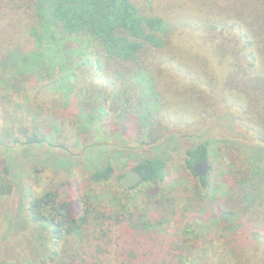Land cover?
I'll list each match as a JSON object with an SVG mask.
<instances>
[{"label":"trees","instance_id":"obj_1","mask_svg":"<svg viewBox=\"0 0 264 264\" xmlns=\"http://www.w3.org/2000/svg\"><path fill=\"white\" fill-rule=\"evenodd\" d=\"M179 15L220 19L230 23L232 30L227 33L223 27L213 25L203 34L192 28L167 32L168 22ZM77 40L81 42L79 46L74 45ZM82 43H86L87 50H97V57L90 61L95 67L92 77L106 92V102L117 103L124 98L128 82L143 80L154 90L156 75L158 82L160 79L174 82L178 68L187 64L194 66V72L185 82L222 83L209 92L216 97L218 91L220 99L234 111L235 120L250 136L245 140L227 138L226 144L238 150L234 165L238 168L239 184L235 190L240 204L218 207L214 213L218 229L209 233L227 236L237 231L233 226L252 212L264 196V0H0V66L3 68L12 65L34 73L48 67L49 77L58 76L66 69L70 72L81 59ZM185 56L192 57L194 62L184 60ZM206 66L212 67V76H207ZM67 72L60 81L73 77ZM189 86L186 89L192 94L193 88ZM200 87L208 88L205 83ZM37 88L33 89V96L39 105L43 106L46 98H54L50 91L37 94ZM129 126L127 123L126 127ZM12 142V148L25 150L13 157L7 142L8 148L0 153V196L5 200L27 191L23 185L27 163L35 161L43 169L55 170L60 160L70 162L54 155L34 160L27 149L46 142L38 133L17 137ZM142 145L140 151L136 150L139 154L119 150L98 154L92 164L90 182L97 186L116 185L124 192L135 191L141 185L168 182L170 162L181 150L185 149V168L194 175V166L209 160L208 143H182L165 133ZM131 169L141 174L143 182L126 189L120 178ZM240 176H243L241 180ZM199 178L208 187V176ZM70 184V181L61 182L59 187L50 188L39 197L29 195L25 211L18 209L22 222L18 227L10 223L6 214L0 227L1 242L10 243L13 235L26 234V226L33 223L39 227L45 248L38 249L34 259L13 260L11 264L186 263L176 259L179 254L186 255L184 250L174 244L156 243L155 228L161 221L149 216V204L134 205L133 212L125 207L118 212L97 209L87 196H65L62 187ZM165 202L156 204L165 209ZM192 232L194 229H187L184 234L187 239ZM65 241L73 244L64 248ZM27 247L24 242L16 245L21 251ZM237 248L229 249L233 254L231 264H264V232L259 234L257 247L254 243L246 248L240 244ZM65 251L68 258L62 260ZM236 251L247 261L242 262Z\"/></svg>","mask_w":264,"mask_h":264},{"label":"rangeland","instance_id":"obj_2","mask_svg":"<svg viewBox=\"0 0 264 264\" xmlns=\"http://www.w3.org/2000/svg\"><path fill=\"white\" fill-rule=\"evenodd\" d=\"M213 25L223 27L227 33L232 30L231 24L223 20L191 15H179L170 20L166 29L171 32L177 28H192L193 31L207 33ZM80 43L77 40L74 45L79 46ZM85 44H81L84 52L76 62L80 64L74 65L70 72H67L69 69L60 72L58 76L49 77L48 67L33 73L12 65L0 66V142L3 143H0V153L8 148L9 142V154L17 157L25 148H12V141L38 133L46 142L27 149L34 160L39 157L47 159L50 155L70 160L69 163L60 160L55 170L43 169L35 161L27 163L23 169V185L27 191L21 196L17 193L9 200L0 196V227L6 214L11 224L17 227L22 224L18 209L25 211L29 195L39 197L48 189L59 187L61 182L70 181L72 184L62 187L65 196H87L97 209L118 212L125 207L133 212L134 205L141 202L149 204V216L161 221L155 228L156 243L174 244L184 250L186 255L179 254L176 259L186 261L185 264H231L233 254L229 249L236 250L240 244L246 248L255 243L257 247L259 234L264 232V196L252 212L233 226L232 229L237 231L227 236L209 233L211 229H218L214 217L218 207L240 204L235 190L239 184L236 177L238 168L234 165L238 150L226 144L227 138L240 137L245 140L250 136L247 129L235 120L234 111L220 99L218 91L215 92L216 97L209 92V89L221 87L222 83L210 85L202 81L208 88H201L202 83L198 81L185 82L188 75L194 72V66L191 68L187 64L178 68L174 82L165 83L161 79L158 82L156 75L157 80L153 82L157 84L155 90L151 84L146 86L148 82L143 80L128 82L124 98L117 103L113 100L106 102V92L93 82L92 77L95 67L91 66L90 61L97 57V50H87ZM89 57L91 60H88ZM184 60L194 62L189 56H185ZM205 69L207 76L213 75L211 66ZM65 72L73 77L66 82L60 81L66 76ZM189 84L193 88L192 94L186 89ZM35 88L37 94L50 91L54 98H46L44 105H39L40 102L35 99L37 97L33 96ZM203 101L205 104H202ZM84 123L88 124L86 128ZM127 123L129 128L126 127ZM164 133L182 143L209 144L211 168L208 187L202 185L200 176L185 168V149L170 162L171 178L164 184L141 185L135 191L124 192L116 185L97 186L90 182L92 164L98 154L111 150L139 154L142 143L157 139ZM56 144L65 147H54ZM77 188H80L79 192ZM161 200L166 201V210L156 204ZM26 229L28 231L24 235H13L10 243H3L0 239V264H11L18 259L25 262L36 258L38 249H45L37 230L39 227L30 223ZM187 229H194L188 239L184 235ZM72 241H65L64 248L73 244ZM23 242L27 249H16V245ZM236 252L242 262L247 261L240 251ZM68 254L63 252L61 259L68 258Z\"/></svg>","mask_w":264,"mask_h":264},{"label":"water","instance_id":"obj_3","mask_svg":"<svg viewBox=\"0 0 264 264\" xmlns=\"http://www.w3.org/2000/svg\"><path fill=\"white\" fill-rule=\"evenodd\" d=\"M211 165L209 160H204L196 164L193 168L194 173L202 178H206L210 171ZM143 182V178L140 173L135 170H129L125 176L120 179L122 187L126 189H132L137 187Z\"/></svg>","mask_w":264,"mask_h":264},{"label":"flooded vegetation","instance_id":"obj_4","mask_svg":"<svg viewBox=\"0 0 264 264\" xmlns=\"http://www.w3.org/2000/svg\"><path fill=\"white\" fill-rule=\"evenodd\" d=\"M131 170H132V169H131ZM127 172H128V171H127ZM127 172L125 173V175L127 174ZM125 175H124V176H125ZM122 177H123V176H122ZM122 177H121V178H122ZM121 178H120V179H121Z\"/></svg>","mask_w":264,"mask_h":264}]
</instances>
